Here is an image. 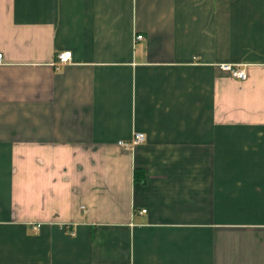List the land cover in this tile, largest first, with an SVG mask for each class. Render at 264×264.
<instances>
[{
	"label": "crops",
	"instance_id": "obj_1",
	"mask_svg": "<svg viewBox=\"0 0 264 264\" xmlns=\"http://www.w3.org/2000/svg\"><path fill=\"white\" fill-rule=\"evenodd\" d=\"M0 53V264H264V0H0Z\"/></svg>",
	"mask_w": 264,
	"mask_h": 264
},
{
	"label": "built area",
	"instance_id": "obj_2",
	"mask_svg": "<svg viewBox=\"0 0 264 264\" xmlns=\"http://www.w3.org/2000/svg\"><path fill=\"white\" fill-rule=\"evenodd\" d=\"M143 34H137L135 39H143ZM2 57V54L0 53V58ZM72 59V52L71 51H62L58 53V60L57 65L65 64ZM224 68L230 69L234 76L239 77L241 79H245L247 77L246 69L239 68L235 69L231 66V64H224ZM146 140V134L144 132L140 131H134L133 135L128 140H120L119 144L122 145L124 148L133 150L138 144L144 142ZM143 211H146L145 209Z\"/></svg>",
	"mask_w": 264,
	"mask_h": 264
},
{
	"label": "trees",
	"instance_id": "obj_3",
	"mask_svg": "<svg viewBox=\"0 0 264 264\" xmlns=\"http://www.w3.org/2000/svg\"><path fill=\"white\" fill-rule=\"evenodd\" d=\"M134 178L136 181H145L146 175L143 168H135L134 170Z\"/></svg>",
	"mask_w": 264,
	"mask_h": 264
}]
</instances>
